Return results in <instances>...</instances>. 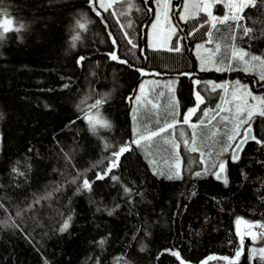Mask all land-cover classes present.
I'll list each match as a JSON object with an SVG mask.
<instances>
[{
  "label": "trees",
  "instance_id": "obj_1",
  "mask_svg": "<svg viewBox=\"0 0 264 264\" xmlns=\"http://www.w3.org/2000/svg\"><path fill=\"white\" fill-rule=\"evenodd\" d=\"M182 1L165 0L164 16L172 11L176 34L171 43L166 41L169 47L159 49L148 39L155 0H104L106 6L111 3L107 11L98 0L95 11L89 0H0V19L6 15L17 26L26 25L0 41V264H199L210 255L229 256L230 261L206 264H264L259 255L264 240L242 243L240 235L245 223H264V145L247 140L233 162L247 123L228 140L235 118L247 112H237L235 87L248 88L264 108L259 100L264 98V66L253 62L245 72L238 62L232 70L225 64L232 41L236 48L264 57V0L245 9L240 27L230 22L217 29L200 27L206 15L199 9L180 21ZM220 5L213 8L223 17ZM81 17L89 21L87 30L72 47L75 21ZM244 27L252 29L250 36H244ZM174 42L179 52L168 50ZM196 44L209 48L212 64L205 70ZM111 53L127 63L112 60ZM146 75L165 80L149 87L148 101L158 102L152 117L161 114L166 120L144 122L140 131L179 123L151 142L132 144L118 166L111 167L112 151L135 138L133 100ZM169 80H175L172 92L166 87ZM214 84L227 88L213 91ZM197 91L203 101L184 124ZM98 99L104 100L99 112L111 128L98 127L94 133L81 109ZM250 123L252 135L264 141V117L254 113ZM193 133L195 152L188 150ZM169 150L171 160L179 155V179L167 178ZM221 161L224 177L217 179ZM196 172L204 174L197 177ZM98 174L104 178L97 179ZM85 178L91 191H77ZM237 218L245 223L238 225ZM65 221L68 228L61 232Z\"/></svg>",
  "mask_w": 264,
  "mask_h": 264
},
{
  "label": "snow or ice",
  "instance_id": "obj_2",
  "mask_svg": "<svg viewBox=\"0 0 264 264\" xmlns=\"http://www.w3.org/2000/svg\"><path fill=\"white\" fill-rule=\"evenodd\" d=\"M97 2V0H89V4L91 6H93V10L95 11V3ZM98 2L100 3L101 7H104L105 10L107 11V9L109 7H111V3H109L107 6L104 3V0H98ZM117 2V0H112V3ZM125 2H127V0H125ZM221 3V0H203V7L200 8V5L197 4L196 7L199 9V11H203L207 13V19L204 20V23L200 25L201 28L204 27L205 24H210L211 25V29H217V25H223V24H227L230 22H235L236 23V27H240L239 25V21L243 19V15L242 13L245 11V9H247L248 7H255L256 6V0H227V3L225 4V7L229 9V11L223 16H216L213 14L212 8L214 5ZM185 9H187V0H185ZM100 13L97 11V15H99ZM182 20H187L190 17H186V16H181L180 17ZM191 19H195V17H191ZM89 21L87 20L86 17H81L80 19H77L75 21V26H74V31H76V35H73L71 37L72 40V47L76 46V41H78L80 39V32L82 31H86L87 30V26H88ZM26 27L25 24L23 23H19L18 26L16 24V22L12 19L7 18V16L5 15L4 18L0 19V41H2L6 34H9L10 32H16L19 33L21 32L24 28ZM129 27H131V23L129 24ZM252 32L251 28L248 27H244L243 29V34L245 37L250 36ZM194 32H190L189 35H193ZM212 32L211 30L208 32V35L211 36ZM236 37L233 36V40H235ZM115 43V41H114ZM129 43L132 44V41L129 40ZM207 43H211V40L207 41ZM133 47H136L135 44L132 45ZM151 46V45H150ZM169 51H176L179 52L181 49L179 46H176V43L174 42V46L168 49ZM143 51V50H141ZM221 51V45L220 44H216V48H215V52L219 53ZM110 58L114 61L119 60L118 56L115 53H111L110 54ZM84 57H80V60H84ZM79 62V61H78ZM120 63L122 64H126L127 61L124 60H119ZM211 61H205L202 63H208ZM233 62H238L242 65H244L243 70L245 72H247L249 70V66H251L253 64V62H259L261 66H264V57L261 56H255V55H250V53L246 52L244 49L241 48H236L235 45L233 44L232 48H231V52H230V58H229V63L227 65L228 70H232V63ZM221 63H223V61H221ZM137 71H139L141 73V75H145L146 73L144 72L143 69H136ZM202 70H205L202 68ZM216 71H224V68L221 67H216L215 69ZM181 75H189L188 73H182ZM260 80L264 81V74H262L260 76ZM211 83V82H208ZM194 84L199 85L200 81L199 80H195ZM65 87H67V85H65ZM166 87H168L169 92H172V87H171V82H169L168 85H166ZM225 85H220V84H214L213 85V91H215L216 88H224ZM141 91H143V85H141ZM233 95L235 96V93H233ZM247 95L252 97V99H257V97H253L251 92H247ZM135 100L137 102L141 101V96L137 95L135 97ZM196 100H197V107H193L188 109V112L184 114L183 117V123L184 124H189L190 118L192 115H194L197 112L198 106L200 103H202L203 98L200 96V93L197 91L196 92ZM260 100V104L264 105V98H259ZM173 102L176 104V107L178 109V102L175 101V97L173 96ZM82 103H86V101L82 102ZM104 103L103 99H98L95 101L94 104H89L87 106V110L81 109V111L84 112L83 115V119H85V121L87 122L89 128L91 131H93L94 133L96 132L97 128H111V124L109 121H107L106 119H104L100 112L99 109L102 106V104ZM148 103H151V101H148ZM153 108H156V105L153 104L152 105ZM255 106L249 107L247 112L245 113L244 117H236L235 119H237V123L235 125V128H239L241 124H245L247 123V127L244 130V136L245 139H252L255 140L257 143L264 145V141H260L257 140L256 137L254 135H252V125L250 123V121L253 119L254 116V111L253 108ZM93 110H95V114H93ZM135 111V109H134ZM244 109L242 106L237 105V112H243ZM177 115L179 114V112L177 111L176 113ZM205 115H207V111H205ZM218 115V114H217ZM259 116L264 117V108H261V110L258 113ZM135 119V117H134ZM224 120H227L228 117H223ZM179 123V121H173L171 123H165L163 127H159L157 130L155 131H151V130H145L144 132H141L139 128L134 129V139L131 141V143H126L125 145H121L119 147V150H113L112 151V157H114L115 159H113L111 161V167H116L118 166V161L121 155H123L125 152L131 151V145L135 144L137 146H141L142 142H151L154 138L161 136V134L165 133L167 130L169 129H173L175 127V125ZM191 127L195 128V125L192 124L190 125ZM235 131V129L233 130ZM216 133L214 132L213 135H215ZM239 133H236V135H238ZM181 136L184 135L183 132L180 133ZM235 139V135H229L228 136V140H234ZM165 143H172V141H169L168 139L165 138L164 140ZM192 146L189 147V151L195 152L197 151V148L195 147V133H193V137H192ZM184 144L187 146L189 145V140L185 139L184 140ZM108 147H110L109 145H105V148L107 149ZM179 145H175L174 144V148H178ZM240 146L237 145V149L233 150V155H232V160L233 162H235L239 156H238V150H239ZM229 148H225L224 151H228ZM201 157H203V153H201ZM177 163L175 166V170L172 171L170 169L171 174L168 175V179H179L181 178V170L179 167V155L177 153ZM203 162V161H202ZM111 167L108 169V171H111ZM225 168V162L221 161L219 164V169L220 172L216 173L217 179L221 178V173H223ZM14 172H16L17 170L14 168L13 169ZM155 171V170H154ZM205 171H207L205 169ZM159 175H164L163 172L158 173ZM202 172H196L195 175L197 177L201 176ZM20 175H22V173H20ZM80 175H83L82 173L78 174L77 179L79 178ZM104 175H107V172L104 173ZM104 176L103 175H97V179H103ZM113 180H116L117 177L113 176L112 177ZM73 183L76 182V179H74L72 181ZM81 190H88L91 191V182L88 179H84L83 183L79 186V188L77 189V191H81ZM125 191H128V189H125ZM49 196L51 195V193L48 194ZM35 203H39V199L37 201H35ZM3 205L0 204V208H2ZM29 207H31V205H29ZM17 215H20V213L18 212ZM70 219V218H69ZM241 223H245L244 221L241 220V218H237V224H241ZM68 228V221H65V223L61 226L60 231L63 232ZM252 228H259V229H264V223L261 224H248V231L250 233ZM253 239H260V240H264V232H259L256 235L253 236ZM240 252L237 251L236 256L239 257L240 256ZM173 255L179 256L178 253H173ZM259 255L261 259H264V248H260L259 249ZM208 259H215V257H209ZM223 259L228 260V257H223ZM181 264H184V261L181 260ZM202 264H204V262H202Z\"/></svg>",
  "mask_w": 264,
  "mask_h": 264
},
{
  "label": "rangeland",
  "instance_id": "obj_3",
  "mask_svg": "<svg viewBox=\"0 0 264 264\" xmlns=\"http://www.w3.org/2000/svg\"><path fill=\"white\" fill-rule=\"evenodd\" d=\"M226 3H227V0H221V3H220L221 4L220 6L225 11L224 15L229 11V9L225 7ZM197 4H199L200 8H202L203 7V0H187V9H185V0H183L181 5H180V11L178 12V19L180 21H183L180 18L182 15L189 17L192 13H194V12L196 13V11H198V8L196 7ZM154 9H155L154 20L150 24L152 26V29L151 28L149 29V32H148L149 36L151 37L152 36L151 34H153V32H155V30L158 29V30H160V32L164 33L165 40H168V42L171 43L173 36L176 34V33H174L176 30L173 27L174 23H173V21H171L172 20V14H171L172 11L169 9L168 12H170V14L167 17L164 16V0H155V8ZM212 11H213L214 15L218 16L214 12V8H212ZM201 12L206 15V19H207V13L203 12V11H201ZM208 26L211 27L210 24H208ZM233 42L234 41H232V43L230 44V48H232ZM196 51H197V56H198V59L200 61L202 68L210 67L212 62L211 63L210 62L202 63L205 61H211V59H212V57H210L211 54L209 52V48L207 47V45L196 44L195 52ZM230 52H231V49H230ZM230 52H229V57H230ZM228 63H229V59L225 63L226 67H227ZM233 65L234 64H232V67H234ZM169 81H172V80H169ZM164 82H165V80H163V79H156L155 77H151V76L146 75V77H144V79H142L141 82L138 84L136 96L140 95L141 101L137 102L135 100V98L133 100L132 120L135 122L134 126H133L134 129H137V128L140 129L142 127V125L145 124L144 122L148 123V122H152L153 120H154V122L166 120L165 116H162V118H161V114H159V116H157V117L156 116L152 117V114H151V113H153L152 110H155L152 107V105L155 104L156 106H158V102H154L152 104L148 103V100H151V97H149L150 96L149 87L153 86V88H155L159 84H164ZM174 83H175V80H173L171 82L172 91L175 87ZM166 84L168 85L169 82ZM141 85H143V91H141ZM225 88H227V87L225 86ZM235 90L237 92L235 93V96L233 95L232 97L235 99L237 105H240L243 108H246L247 110L249 107L255 106L253 108L254 113H259L261 108L259 107V105L257 103L258 99H249L248 101L246 100V97L248 96L247 92H250V90H248V88H245V87L239 85V86L235 87ZM156 95L159 96L158 94H156ZM252 96L255 97L254 94H252ZM194 98H195V104L191 108L197 107L196 93H194ZM159 99L160 98H158L157 100H159ZM225 106H227V102H225L224 107ZM134 109H135V111H134ZM187 112H188V110H186L185 113H187ZM138 113H139V118H137ZM155 114H158V112L155 111ZM144 116H146V117H144ZM134 117H135V119H134ZM183 117H184V115H183ZM137 119L141 120V121H138ZM190 120H191V118H190ZM236 123L237 122L234 123V126L231 127V131H230L231 134L234 133L235 136H237L236 133H238V132H236L237 131L236 129H238V128H235ZM234 129H235V131H233ZM230 142H232V140ZM171 156H174V155H172L170 153V150H169L168 153H166V159H165L166 161L165 162H166L167 166H169L171 168V170L174 171L177 160L175 158H172V160H171L170 159ZM240 231L242 232V230H240ZM246 234L249 237L251 236L250 233H246ZM256 234H257V231H254V233L252 235V241L254 240L253 236ZM240 235L242 236L241 233H240ZM243 236H244V233H243Z\"/></svg>",
  "mask_w": 264,
  "mask_h": 264
},
{
  "label": "crops",
  "instance_id": "obj_4",
  "mask_svg": "<svg viewBox=\"0 0 264 264\" xmlns=\"http://www.w3.org/2000/svg\"><path fill=\"white\" fill-rule=\"evenodd\" d=\"M178 6L176 7H173L174 10H177ZM165 11H164V15H165ZM170 14V12H168L167 16ZM154 20V18H153ZM152 20V21H153ZM152 23V22H151ZM160 26V25H159ZM150 27L152 28V26L150 25ZM152 36L150 37L149 36V42L150 44L153 45V47H156V48H164L166 49L167 47H169L168 43L166 42L167 40H165V36H164V33L163 32H160V30H155V32H153V34H151Z\"/></svg>",
  "mask_w": 264,
  "mask_h": 264
},
{
  "label": "water",
  "instance_id": "obj_5",
  "mask_svg": "<svg viewBox=\"0 0 264 264\" xmlns=\"http://www.w3.org/2000/svg\"><path fill=\"white\" fill-rule=\"evenodd\" d=\"M247 140H249V139H245V137H244L243 139H241V140L238 142L237 145H239L240 148H241L242 145H243V143H244L245 141H247ZM237 145L235 146L234 150L237 149ZM240 148H239V150H240ZM239 150H238V154H239ZM222 177H223V173H221V178H222ZM209 257H215V259H223L222 256L210 255V256L206 257L203 261L199 262V264H202V262H204V264H206L209 260H212V259H208Z\"/></svg>",
  "mask_w": 264,
  "mask_h": 264
},
{
  "label": "flooded vegetation",
  "instance_id": "obj_6",
  "mask_svg": "<svg viewBox=\"0 0 264 264\" xmlns=\"http://www.w3.org/2000/svg\"><path fill=\"white\" fill-rule=\"evenodd\" d=\"M253 229V228H252ZM252 229H251V231H250V234H251V236L249 237V236H247V234L246 233H249V231H248V228L247 229H245L244 230V228H242V243L244 242V241H248V242H251L252 241ZM243 233H244V236H243Z\"/></svg>",
  "mask_w": 264,
  "mask_h": 264
},
{
  "label": "bare ground",
  "instance_id": "obj_7",
  "mask_svg": "<svg viewBox=\"0 0 264 264\" xmlns=\"http://www.w3.org/2000/svg\"><path fill=\"white\" fill-rule=\"evenodd\" d=\"M219 256L228 257V260H225V259H221V260H225L226 262H229L230 261V257L229 256H225V255H219Z\"/></svg>",
  "mask_w": 264,
  "mask_h": 264
}]
</instances>
